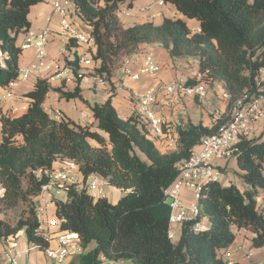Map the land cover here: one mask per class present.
<instances>
[{"label": "trees", "instance_id": "16d2710c", "mask_svg": "<svg viewBox=\"0 0 264 264\" xmlns=\"http://www.w3.org/2000/svg\"><path fill=\"white\" fill-rule=\"evenodd\" d=\"M44 1L0 0V90L19 75L23 52L17 37L30 27V8ZM133 1L74 0V14L90 28L95 72L109 82L122 57L138 54L143 44L156 45L172 59H197L198 82L205 87L221 84L228 97L225 112L212 117L210 127L179 124L176 150L161 152L140 116L119 118L110 99L84 102L92 123L79 124L64 116L54 120L43 108L46 95L54 90L65 100L83 101L81 79L74 70L76 86L64 92L37 78L21 95L27 103L24 112L8 116L0 108V202L8 208L27 204V212L14 225L0 219V240L22 233L28 243L46 246L36 234L41 224L36 200L48 181L44 172L57 162L71 161L84 182L96 175L124 193L111 203L70 186L63 200H53L60 231L76 233L80 239L79 264H246L229 263L223 254L240 230L250 234L251 248L264 247V214L257 207L259 193H264V133L242 137L232 156L248 189L233 183L202 185L200 221L208 223L202 230L195 231L193 222L183 223L175 242L167 238L170 209L164 191L177 178V164L202 138L226 124L229 107L245 92L258 95L257 78L264 76V0H161L182 18L124 27L118 19L120 7L131 8ZM186 20L196 21L199 30L192 32ZM71 46L66 42V51ZM196 83L195 77L185 82Z\"/></svg>", "mask_w": 264, "mask_h": 264}, {"label": "built area", "instance_id": "2783aa9c", "mask_svg": "<svg viewBox=\"0 0 264 264\" xmlns=\"http://www.w3.org/2000/svg\"><path fill=\"white\" fill-rule=\"evenodd\" d=\"M48 1L52 13L59 17V33L65 43H73L69 52L74 54V58L71 62L62 64L49 58L50 32L48 29L37 31L29 28L24 32L19 47L22 52L33 50L35 59L34 62L19 70L16 80L0 90V102L10 105L5 109L8 116H17L27 109V103L17 96L14 90L31 78H44L51 84L67 80V76L74 74L76 70L78 77L84 75L89 78L94 88L101 89L107 84L105 79L95 72L96 64L91 59L94 52L93 39L77 27L72 20L74 0ZM64 52H67L65 46L61 50V53ZM73 61H76V65L72 63ZM136 61L138 60L130 63ZM138 62L137 71L132 72L130 67L124 69L127 78L137 82L143 77L156 75L158 67L151 52L141 54ZM81 70L85 73L78 74ZM195 78L197 81L195 85L171 81L162 88L174 99H197L203 102L207 97V89L205 85L198 82L201 78L200 74H197ZM262 79L264 80V76ZM257 92L260 91L257 90ZM130 95L134 100L136 114L146 124L150 138L156 145L164 144L166 150L175 151L177 137L172 136L166 120L152 109L155 103L156 88L150 87L142 93L131 90ZM221 97L227 102L228 97L224 92ZM15 103L19 105L16 106ZM261 104V96L245 92L229 107L227 112L229 119L226 124L221 126L215 134L202 138L200 143L191 149L189 157L177 164V178L164 191L170 209L167 238L171 242L176 240L175 228L183 223L193 222L195 231L204 228L200 221L201 211L198 204L201 187L206 183L222 181V172L214 165V160L232 158L239 140L242 137H250L252 125L264 118ZM46 113L56 121L62 117L60 111L56 109H48ZM222 113L224 112L214 110L213 117L219 118ZM40 174L41 171H38L37 175ZM44 174L48 177V181L41 186L36 200V214L41 223L36 234L41 236L46 246L43 248L34 246L42 250L46 258L52 260L54 264H70L72 258L79 257L83 253L80 239L76 233L61 232L59 221L54 216H48V207L53 205L54 199H59L65 194L70 186L85 189L94 200L105 199L104 186L107 183L96 175L87 177L84 182L82 175L71 161L57 162L50 171H45ZM185 189L192 192L191 201L187 204L182 196V191ZM28 251L29 249L20 251L13 244L8 243L0 251V259L7 264H16L17 258L22 254H27ZM250 257L251 253L246 254L247 259Z\"/></svg>", "mask_w": 264, "mask_h": 264}, {"label": "crops", "instance_id": "0c3cea01", "mask_svg": "<svg viewBox=\"0 0 264 264\" xmlns=\"http://www.w3.org/2000/svg\"><path fill=\"white\" fill-rule=\"evenodd\" d=\"M71 17L76 26L83 32L88 33L90 31V28L84 25L76 14L73 13ZM165 18H182V16L176 11L174 6L163 3L161 0H134L131 8H127L123 5L120 7L118 13V19L124 27H131L142 23L159 25ZM27 19L30 24V29L37 31L44 29L49 30L50 38L48 56L51 60L59 61L61 64L73 60L74 54L71 52L67 51L61 53V50L65 46V40L58 30L59 17L52 13L48 0L32 6ZM186 22L192 32L199 30V25L196 21L186 20ZM22 39L23 36L20 34L17 37L16 44L19 45ZM145 52L152 53L158 71L154 77H143L140 81H132L125 76L124 69L130 67L132 72L137 71L140 55ZM34 59L33 50L24 51L19 59V69L22 70L27 65L34 62ZM135 60L138 61L133 62L132 64L130 63ZM81 73H85L84 70H81L78 74ZM197 74V59H172L164 49L156 45L143 44L139 47L138 54L131 57L124 56L120 59L119 64L114 69L110 81L107 82L105 87L101 89L94 88L89 78L82 75V77H80L81 81L79 88L83 101H80L79 99L65 100L58 92L52 90L46 95L43 108L45 111L48 109L59 110L62 116L79 124H87L92 123L93 119L89 108L84 102L90 105L95 103L102 104L107 99H110L112 107L115 109L118 117L125 120L132 115H136L134 100L130 95L131 90L142 93L150 87H155V103L152 109L158 116H161L166 120L170 132L175 138L177 137L175 128L179 124L202 123L203 126L210 127L212 124L213 111L219 110L220 112H225L226 110L227 102L221 97L223 94L221 84L220 87H218L216 83L207 86V97L203 102L197 99H174L171 95L166 94L162 88L165 84H168L171 81L185 83L187 80H192ZM75 78V74H70L67 76V80L58 81L49 85L52 89L60 88L64 92H72L76 86ZM36 79L37 78H31L28 82L18 86L14 90L15 94L21 97L22 94L31 90ZM21 98L23 99V97ZM3 105H6V103L0 102L1 110ZM14 105L17 106L19 103H15ZM251 132L255 133L251 138H256L264 133V118L252 125ZM156 146L161 152H165L166 147H164V144H157ZM214 165L222 172L223 177L221 183H233L237 185L240 190L248 189L237 175V166L233 158L227 160L215 159ZM230 173L235 174V176ZM225 178L227 179L225 180ZM1 191L2 189H0V193ZM104 191L105 199L111 203H115L120 198L121 193H123L120 190L110 187L108 184H105ZM110 194H112L114 201L110 200ZM182 196L184 202L187 204L191 201L192 192L185 189L182 191ZM257 207L264 214V193L262 192L259 193L257 198ZM53 211V205H50L48 207V216H53ZM207 225L208 223L205 222L203 227H207ZM179 230V226L175 228L176 237L179 234ZM8 243L13 244L20 251L29 249L27 254H22L17 258L16 264H54L52 260L46 258L42 250L33 244L28 243L22 233L14 239L6 242L0 240V251L4 248L5 244ZM248 253H251L249 259L246 258V254ZM223 256L225 261L229 263L242 262L246 264H262L264 262V247L259 249L251 248L250 234L240 230L238 231L235 241ZM0 264L7 263L0 259ZM70 264H79L78 257L72 258Z\"/></svg>", "mask_w": 264, "mask_h": 264}, {"label": "rangeland", "instance_id": "374dc122", "mask_svg": "<svg viewBox=\"0 0 264 264\" xmlns=\"http://www.w3.org/2000/svg\"><path fill=\"white\" fill-rule=\"evenodd\" d=\"M216 84H217L218 87H220V83L219 82H216ZM256 86H257V89L260 91V92H257V94L259 96H261V103H262L261 104V108L264 111V103H263L264 102V80L262 79V76L257 78V85ZM3 106H2V110L1 111L5 112V109H7L10 105L6 104V105H3ZM254 135H255L254 132L250 133V137H252ZM230 174L235 176V174H233V173H230ZM226 179L227 178H225V180ZM123 194L124 193H121L120 197H122ZM64 198H65L64 194L59 197L60 200H63ZM109 198H110L111 201H114L113 200L114 198H113L112 194H110ZM26 212H27V204L26 203H19L17 206H15L13 208L12 207L8 208V207H5L3 205V203L0 202V219L7 221L11 225H14L20 217L25 215ZM176 239H177V237H176ZM102 264H129V263L128 262L112 263V262L106 261V262H103Z\"/></svg>", "mask_w": 264, "mask_h": 264}]
</instances>
